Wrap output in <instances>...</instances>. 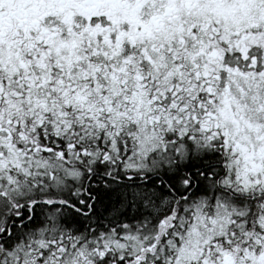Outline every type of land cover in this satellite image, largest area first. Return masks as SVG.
I'll use <instances>...</instances> for the list:
<instances>
[{"label": "snow or ice", "instance_id": "1", "mask_svg": "<svg viewBox=\"0 0 264 264\" xmlns=\"http://www.w3.org/2000/svg\"><path fill=\"white\" fill-rule=\"evenodd\" d=\"M0 264H264V0H0Z\"/></svg>", "mask_w": 264, "mask_h": 264}]
</instances>
